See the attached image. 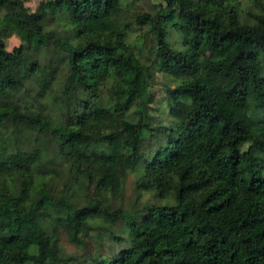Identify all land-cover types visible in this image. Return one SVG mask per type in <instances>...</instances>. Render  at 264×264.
<instances>
[{"label": "trees", "instance_id": "trees-1", "mask_svg": "<svg viewBox=\"0 0 264 264\" xmlns=\"http://www.w3.org/2000/svg\"><path fill=\"white\" fill-rule=\"evenodd\" d=\"M124 1L45 0L30 12L0 0V264H58L62 233L82 244L95 219L126 221L132 247L115 264H264L262 0L252 23L240 0H166L133 18L145 58L125 40ZM170 28L183 50L167 44ZM14 34L22 44L9 51ZM156 71L179 80L165 89L172 127L151 125ZM32 133L52 135L56 155ZM146 133L169 138L148 157ZM59 158L86 203L47 181ZM141 165L138 189L162 203L112 209Z\"/></svg>", "mask_w": 264, "mask_h": 264}, {"label": "rangeland", "instance_id": "rangeland-1", "mask_svg": "<svg viewBox=\"0 0 264 264\" xmlns=\"http://www.w3.org/2000/svg\"><path fill=\"white\" fill-rule=\"evenodd\" d=\"M25 7L30 12H35L40 4L45 0H24ZM166 0H125L124 1V14L121 16V21L123 24H130L131 29L126 31L125 40L128 44L134 46L137 50L135 51L139 57H144L140 50L141 37L144 33V29L138 28L134 24L133 18L136 15L153 12L158 9V6L165 4ZM264 4V0H262ZM241 20L243 23H252L253 16L260 13V5L255 0H240L239 1ZM6 14V11L1 13V16ZM50 29L55 28V23H49ZM21 39L17 34H14L6 40L7 49L12 51L14 48L21 45ZM167 44L176 48L177 50H183V39L182 34L174 28L169 29V35L167 39ZM141 53V54H140ZM58 52L49 53V58L58 59ZM154 61V56H150V60L147 66L152 67ZM156 70V69H155ZM155 81L152 86V93L156 96V102L153 104V110L151 112L152 126L166 125L168 127L175 126L174 119L170 113L168 98L166 93V87L173 88L177 86L179 80L167 76L158 71L155 72ZM61 83L58 82L56 87ZM110 89V87H109ZM106 88L102 92V97L105 100L110 99V90ZM51 103H47L49 106L47 109L50 114L54 116V119H58L60 114L59 108L56 106L54 98ZM32 133L31 135H33ZM36 134V133H35ZM28 134L25 135L26 142L29 143L27 139ZM35 141L34 145L40 143L43 149L50 153L49 156L56 155V139L52 135H41L31 136ZM169 138L167 134L162 135H152L150 133L145 134L142 150L146 156H151L159 150L161 145H165ZM248 147V146H247ZM52 167H57V173L54 174L49 172L47 181L54 185L55 189L65 194H73L75 192L76 196L82 203H86V197L89 195V191H78L77 187L72 190V177L70 174V165L63 160L57 159L56 163L49 164ZM52 169L48 170L51 171ZM143 166H139L135 171L127 175L125 180V188L121 195L117 198H111L109 203L112 205V209L121 208L126 211L129 215L142 210L143 207L153 204H161L160 198L156 196V193L151 191H140L137 187V182L142 174ZM47 176V175H46ZM45 176V177H46ZM92 195V192H90ZM77 198V199H78ZM93 199V198H92ZM93 230L89 231L87 234L82 235V244H76L71 242L67 236L62 233L59 240L60 252L62 254L63 260L58 264H115L117 263L119 257L126 251L130 250L132 243L129 237V229L127 227L125 220H119L115 223H107L101 219H95L92 221ZM120 239L121 241H118Z\"/></svg>", "mask_w": 264, "mask_h": 264}]
</instances>
